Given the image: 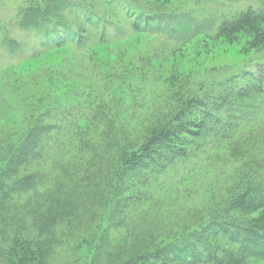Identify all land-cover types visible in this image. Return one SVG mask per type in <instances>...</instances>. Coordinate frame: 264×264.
<instances>
[{
  "label": "rangeland",
  "instance_id": "rangeland-1",
  "mask_svg": "<svg viewBox=\"0 0 264 264\" xmlns=\"http://www.w3.org/2000/svg\"><path fill=\"white\" fill-rule=\"evenodd\" d=\"M251 5L0 0V174L50 126L11 168L27 183L0 203V264H264L216 226L264 225Z\"/></svg>",
  "mask_w": 264,
  "mask_h": 264
},
{
  "label": "trees",
  "instance_id": "trees-1",
  "mask_svg": "<svg viewBox=\"0 0 264 264\" xmlns=\"http://www.w3.org/2000/svg\"><path fill=\"white\" fill-rule=\"evenodd\" d=\"M249 14H250L249 15L250 20H248L249 23H251V19L255 15H257L258 19H260L264 23V8H255L254 6H252V11ZM179 17L187 21L186 16H179ZM47 129H50V126L43 125V126H38V128L35 127L31 129V131L26 135V137L14 150L12 163L10 164L9 168L8 167L5 168L0 174V203L3 202L4 199L6 200L10 194L17 192L19 188L26 186L27 182L23 181L24 178L9 176L11 172V168L12 169L17 168L19 164H21V162H23L25 158H27L28 156H34V158H39L41 156L44 149L41 147L40 141L42 140L44 132ZM32 176L36 177L37 173L32 174ZM216 226H219L220 228L226 226V228L228 227L227 229H232V232L230 234L231 236L240 233V238L237 239L233 238L234 242L242 244L245 247V249L252 254L251 256L257 257L258 255L261 256L264 254L263 224L249 223L248 225H245L243 223L240 224L235 223L232 225L216 224ZM254 234L256 238H252ZM25 245H28L27 247H29L30 242L25 241ZM13 255L15 257L17 253H14ZM123 264H156V259L151 255H144L136 261L135 259L133 261L128 260Z\"/></svg>",
  "mask_w": 264,
  "mask_h": 264
}]
</instances>
